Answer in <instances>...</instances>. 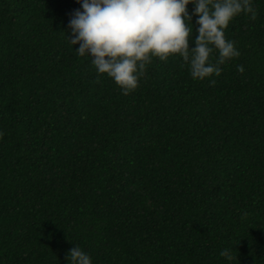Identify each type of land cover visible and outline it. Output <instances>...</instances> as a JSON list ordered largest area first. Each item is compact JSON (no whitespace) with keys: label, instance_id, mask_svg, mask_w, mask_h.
Masks as SVG:
<instances>
[{"label":"trees","instance_id":"16d2710c","mask_svg":"<svg viewBox=\"0 0 264 264\" xmlns=\"http://www.w3.org/2000/svg\"><path fill=\"white\" fill-rule=\"evenodd\" d=\"M253 2L225 29L240 55L219 75L154 58L125 94L68 41L78 0H0V264H66L73 244L92 264H264Z\"/></svg>","mask_w":264,"mask_h":264},{"label":"clouds","instance_id":"9594fccd","mask_svg":"<svg viewBox=\"0 0 264 264\" xmlns=\"http://www.w3.org/2000/svg\"><path fill=\"white\" fill-rule=\"evenodd\" d=\"M64 31L77 55L90 57L98 74L110 77L122 93L134 90L154 59L178 55L193 79L221 73L224 63L240 55L225 36L241 13L255 18L253 0H78ZM193 7L188 10L187 5ZM195 16V23L192 17ZM192 42V46L189 42ZM237 71L243 66L236 64ZM209 83H215L209 79ZM2 134V133H0ZM73 244V243H72ZM219 255L232 259L231 249ZM66 264H92L79 245L66 252Z\"/></svg>","mask_w":264,"mask_h":264}]
</instances>
